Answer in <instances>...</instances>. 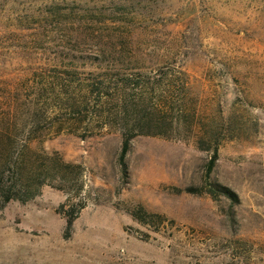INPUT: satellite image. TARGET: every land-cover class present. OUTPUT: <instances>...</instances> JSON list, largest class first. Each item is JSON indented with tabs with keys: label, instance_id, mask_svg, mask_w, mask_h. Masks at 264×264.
Here are the masks:
<instances>
[{
	"label": "rangeland",
	"instance_id": "374dc122",
	"mask_svg": "<svg viewBox=\"0 0 264 264\" xmlns=\"http://www.w3.org/2000/svg\"><path fill=\"white\" fill-rule=\"evenodd\" d=\"M12 111L83 188L0 209V264H264V0H0Z\"/></svg>",
	"mask_w": 264,
	"mask_h": 264
},
{
	"label": "trees",
	"instance_id": "16d2710c",
	"mask_svg": "<svg viewBox=\"0 0 264 264\" xmlns=\"http://www.w3.org/2000/svg\"><path fill=\"white\" fill-rule=\"evenodd\" d=\"M15 114V115H14ZM21 123V124H20ZM173 121L170 126H173ZM146 128H155L151 123L144 125ZM35 129V120L20 122L16 113L3 115V123L0 125V209L10 202L26 204L35 199L44 186H51L67 193L75 192L80 194L83 183L80 174L78 178L73 177L74 170H81V167L64 162L56 154H48L34 147V139L31 135ZM151 134V133H147ZM158 135V133H153ZM129 139H124L119 157V163L124 172V156L128 150ZM217 158V151L214 152L209 162V170L213 167ZM221 192L232 202H236L233 193L224 188L213 185L211 194ZM59 207V213L66 217V230L69 231L76 219L77 213L82 207L75 210V205Z\"/></svg>",
	"mask_w": 264,
	"mask_h": 264
}]
</instances>
